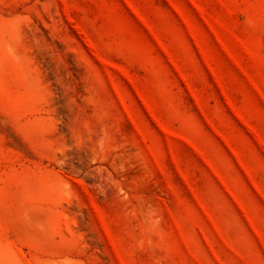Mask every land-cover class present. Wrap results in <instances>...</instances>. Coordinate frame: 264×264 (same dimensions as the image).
Instances as JSON below:
<instances>
[{"label":"rangeland","instance_id":"1","mask_svg":"<svg viewBox=\"0 0 264 264\" xmlns=\"http://www.w3.org/2000/svg\"><path fill=\"white\" fill-rule=\"evenodd\" d=\"M0 264H264V0H0Z\"/></svg>","mask_w":264,"mask_h":264}]
</instances>
